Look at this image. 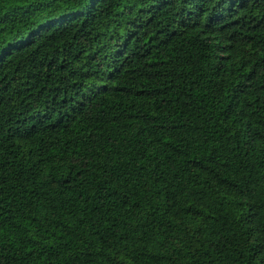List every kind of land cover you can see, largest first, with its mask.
<instances>
[{
	"label": "trees",
	"instance_id": "16d2710c",
	"mask_svg": "<svg viewBox=\"0 0 264 264\" xmlns=\"http://www.w3.org/2000/svg\"><path fill=\"white\" fill-rule=\"evenodd\" d=\"M0 264H264V0H0Z\"/></svg>",
	"mask_w": 264,
	"mask_h": 264
}]
</instances>
